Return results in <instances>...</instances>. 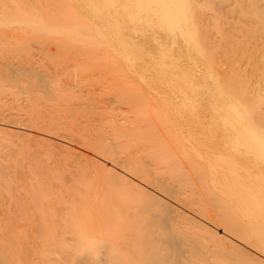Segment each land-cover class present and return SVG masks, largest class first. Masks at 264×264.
I'll return each instance as SVG.
<instances>
[{"label": "bare ground", "instance_id": "bare-ground-1", "mask_svg": "<svg viewBox=\"0 0 264 264\" xmlns=\"http://www.w3.org/2000/svg\"><path fill=\"white\" fill-rule=\"evenodd\" d=\"M250 2L240 10L254 9ZM30 4L0 0V28H8L0 29V42L17 43V30L29 25L40 36L27 37L67 75L69 88L61 84L63 90L86 92L80 98L68 90L72 100H63L61 81L56 85L64 94L37 83L43 96L55 100L43 111L46 119L44 113L37 118L34 108L33 118L53 125L76 118L68 129L67 123L61 127L67 134L60 137L29 118L54 137L50 153L67 179L61 175L53 184L45 178L44 187L34 179L23 190L0 181V264H264V77L253 89L244 70L232 75L234 56L224 61L230 74L209 66L213 48L204 44L209 33L197 27L192 0ZM260 27L264 32V23ZM100 97L119 105L113 106L117 112H95L92 104ZM60 140L76 148L64 142L59 149ZM186 187L201 192L207 204L199 205L196 193H184ZM192 203H198L194 215L201 220L185 210Z\"/></svg>", "mask_w": 264, "mask_h": 264}, {"label": "rangeland", "instance_id": "rangeland-1", "mask_svg": "<svg viewBox=\"0 0 264 264\" xmlns=\"http://www.w3.org/2000/svg\"><path fill=\"white\" fill-rule=\"evenodd\" d=\"M21 1H22V3L24 2L25 5H28V6L33 5V4H30V0H21ZM192 1H193V12L195 11L194 13H196L195 18L200 19L199 21H197L198 19L196 20L197 24H199V22H200V25H198L197 27H200V29L203 28V30H201V31H204L203 33H205V34L209 33L207 35L201 33L202 36L205 35L207 37V39H205V40L207 42L209 41L208 43H204V44L207 45L210 43L212 45V46L210 45L211 49L212 48L214 49V50L213 49L210 50L211 53H213L212 54L213 59L210 62H213V64L209 63V66L212 67L215 65V67L217 66L216 69H220V68L221 69L224 68L225 70L229 69L230 68L229 62L227 64L226 62L224 63V61H225V59L228 60L234 56L232 59L235 60V67H237V69L236 68L232 69L233 71H231V72L229 70H226V73H228V74L231 73L233 75V73H235V71H236L237 74L240 73L239 75H241L245 71V74H243L242 76H244L245 78H248L247 81L250 79V81H248V84L249 83H251L249 85L253 84V86H251V87H253V89H256L257 87L259 89L261 87V84H259V83H262L264 81V80L262 81V78H261V77H264V66H263L264 65V60H263L264 59V55H263L264 54V45H263L264 32H263L262 28L260 27L261 24L264 23V0H242V1L241 0H239V1L238 0H235V1L234 0H221L223 2H221L220 0H210V2H209V0L208 1L207 0H192ZM243 1L245 2V4L247 1L248 2L251 1L250 3L252 5V8H254V9L248 8L249 9L247 11L248 13L246 11L240 10V9H242L243 5H245ZM236 2H238V6H236L237 5ZM259 2H260V4H259ZM232 4H234V6ZM239 6H240V8H239ZM201 7H203V8H201ZM236 7H238V8H236ZM30 11H32V10H30ZM49 11H51V9ZM49 11L47 10L46 12H49ZM249 11H251L250 14H249ZM211 12H214V13L212 14ZM36 13L39 14V12H36ZM254 13H256L257 16ZM251 16L257 17V19H259L260 21L263 20V21H261L262 23L260 22L261 23L260 24L256 20V18H253V21L255 20V22L256 21L257 22L256 23L252 22ZM259 16L262 18L260 19ZM247 17H248V19H247ZM249 17H250V20H249ZM245 19H247V22ZM243 21H244V23H242ZM16 23L11 22V24H9V25L10 26L12 25V27H15ZM19 23L20 22H18L17 26L19 25ZM21 24H23V22L20 23V26H22V27L26 26V23H24L25 25L24 24L21 25ZM246 25H248V26H246ZM255 25H257V26H255ZM28 26H26V27H28ZM243 26H246V27L243 28ZM3 27H5V28H0V29H6L7 28L5 25H3ZM26 27L24 28V29H26L24 31L23 30H17L18 33H20V38L17 39V43H16V41L13 42V40H8V41L6 40V43L0 42V53H2V55L0 54V181L2 182V184L3 183L18 184L20 190H23L24 187H26L27 183H29V181H32L34 179L42 181L43 187L46 184V182L44 181L45 178H51L50 180L53 181V184L55 183V181L57 182V179H55V178H58V177L60 178L61 175H62L61 179H62V177H63V179H65V178L67 179V171H65L64 169L60 170V168L62 167L60 165L56 166V163L54 160V155H53V153L52 154L50 153L52 151V149L56 148L55 146H57V145L52 146L53 143L51 141L52 140L51 138H54V137H52L51 134H56V132L54 133V131H57L59 137L60 136H66L65 134H67V133H65V132H67V131L64 130L65 131L64 132V131H62V129L63 128L68 129L67 126H69L71 124L70 122L76 120V118H74V120L67 118V121L70 120L69 123L64 122L65 121L64 119H66V118L59 120V121H63L64 123L63 122L58 123L59 121L54 122V123H58L60 125H58V124L53 125V124H51V122H49V124H50L49 125L45 121H41L42 119H40V121L37 120V118L42 117L41 115L45 111L47 112V110L50 108V104L54 103V102L50 103V101L55 100V98H54L53 100L49 101V99L53 98V97H47L45 95L43 96L42 95V94H44V93H42L43 90L41 91V89L36 86L37 83L43 82V83H45L44 86L47 85L48 89L52 88L55 91H58V89H56L57 87L60 90V87L57 86L60 84V86H62L61 90L66 92L64 95L65 98H63V100H67L68 98H70L72 100V97H69L72 94L71 92L76 93L75 95H72L74 97L76 95H80V96L83 95V97H84L85 92H86L83 89V90H81L82 92H80L81 94H79V93L77 94V92H75V91H77V89L72 90L75 87H72L71 90H69V89L63 90V88L65 86H66V88H69V87H67V84H66V83H68L67 75H65V77L67 79L66 80L64 77V73L62 71L57 70L58 67H55V65L58 64L57 61H55L57 59H55L54 57L52 58L51 56L48 57L49 54L44 53L43 48H40L42 46H40L38 43L35 42L36 41L35 38H37V37H35L33 35L37 34L38 31H32L31 28H28L29 29L28 30ZM206 29L208 31H206ZM218 29L220 30L219 32H218ZM27 30L29 32H27ZM30 30L32 33L30 32ZM253 30H254V32H253ZM20 31H23L24 34ZM214 31H215V33H214ZM243 31H245V32H243ZM253 33L255 35H253ZM258 33H259V35H257ZM29 34H31V36L34 37L35 41L29 39V37H30ZM201 34H198V36H200ZM37 35L40 36L39 34H37ZM27 36H29V37H27ZM215 36H216V38H215ZM250 36H252V37H250ZM26 37L28 38V40L26 39ZM246 37H247V39H246ZM222 38L225 39V41ZM211 39H213V40H211ZM18 42H20V43H18ZM256 46H258V47H256ZM14 47H16L17 49ZM9 48L12 49V51ZM13 49H15V50H13ZM8 50H10V51H8ZM41 50H42V52H39ZM233 50L234 51L236 50L235 51L236 53ZM262 51H263V53H262ZM228 53H229V55H228ZM238 54H240V55L243 54V57L239 56ZM223 55L225 57H222ZM261 55H262V57H261ZM45 56H47L50 60H53L54 62L49 61V59H47ZM226 56H231V57L227 58ZM217 57H218V59H217ZM238 58H243V59L238 60ZM258 58H259L260 62H258L259 61ZM244 59H246V60H244ZM239 61H240V63H239ZM246 61L248 64H246ZM262 61H263V64L261 63ZM50 62H52L54 64H52ZM232 63H233V61H232ZM252 63H254V64H252ZM216 64H219V65H216ZM233 66H234V64H233ZM254 66H256V67H254ZM261 66H262V68H260ZM43 67H45L46 69H44ZM232 68H234V67H232ZM47 69L51 70V71L49 72V71H47ZM225 70H223V71H225ZM237 70H239V71H237ZM260 70L263 72H261ZM54 71H55V73H54ZM58 74H63V75H58ZM40 76H42V77H40ZM51 77H54L52 79H55V81L56 80L57 81L56 82L54 80L51 81ZM38 78L39 79L42 78V80L38 81L39 80ZM62 78H64L63 79L64 82H62ZM139 79L140 78H138V80ZM58 82H60V83L57 84ZM92 82L93 81H90L88 83H92ZM31 83L35 84V86L32 88V90L34 89L33 91L27 87ZM47 83H49V84L52 83L53 85L52 84L49 85ZM61 84H65V86L61 85ZM94 84H96V83H94ZM259 85H260V87H259ZM47 86L45 87V89L47 88ZM52 86H56V88L52 87ZM88 86H94V85L90 84ZM25 88L27 90L29 89L28 91H31V92L26 91ZM61 90H60V92H62ZM68 90L71 92H69ZM36 91H38V92H36ZM97 91H98V89L96 88L91 92L92 94L95 95L94 96L95 98L98 97V93H96ZM25 92H27V93H25ZM64 92H62V93L64 94ZM37 93H38V95L45 97V98H41V97L38 98V95H36ZM82 93H84V94H82ZM59 94L61 95V93H59ZM67 95H69V96H67ZM80 96H76V97H80ZM262 97H264V96H262ZM36 98L41 99V100H46L48 98L49 99L44 101L45 103H42V102L37 103V101H41V100H38ZM100 99H101V97L99 98L98 101L94 102L95 104H92V107H93L95 112H96V110L99 111L101 109L103 111H105V110L112 111L114 109V111L117 112L115 109L119 108V105H113V106H118V107L114 108L112 106V104L110 105L109 103L104 102L103 100H100ZM60 100H62V99H57L56 101L58 102L59 105H62L61 103H63V101H60ZM71 100H68V101L73 102ZM56 101H55V103H57ZM68 101H65V103H68ZM59 102H61V103H59ZM99 102L101 104L96 105V103H99ZM102 102L106 104V105L104 104L106 108H104V105L102 104ZM262 103L264 104V101ZM121 105H123V104H121ZM44 106H46V107H44ZM33 108L39 110L41 113L38 111H36V112H38L40 115H38L37 113L34 114L35 112H33V113L30 112L31 110H33ZM124 108L122 106V107H120L119 110L118 109L117 110L120 111ZM263 109H264V107H263ZM33 111H35V110H33ZM108 111L107 112L105 111V112L108 114ZM114 111H112V112H114ZM48 113L53 114L54 112L52 113L50 111ZM44 114L45 115L42 118H45V116H47V113H44ZM28 115H31V116H28ZM35 115H38L37 118L35 117L36 119L33 118ZM128 116H129V118L133 117L132 114H130V113L128 114ZM80 117L81 118H78L77 120L78 121L80 120V122L82 121L81 123L85 124V121L82 120V118L83 119H85V118L82 116H80ZM29 118L30 119L33 118L36 120V121L32 120L33 122L39 121V124L43 123V122L46 123V124H41V127H44L46 129V125H48L50 129L49 128H47V129L51 130V132H50L51 136L44 134L45 132H48L49 130L48 131H41L42 128H40L41 130L38 129L40 127V126L37 127L38 123L34 124L35 126H33V122H31V120H29ZM119 120H120V118H118V121ZM120 121H122V119ZM62 123H63V125H61ZM66 123L68 125H65ZM64 125L66 127H63ZM51 126H52V128H51ZM70 126H72V125H70ZM33 127H37V128H33ZM61 127H63V128H61ZM32 128H33V130H32ZM45 129H43V130H45ZM52 130H54V131H52ZM61 132L65 133V134H62ZM46 136H48L49 138H47ZM64 142H66V145H70V146L69 147L66 146ZM58 143H60L59 149L62 148L63 146H66L65 148H70V149L73 146L74 147L72 149L76 148L75 145L68 143L67 140H60ZM62 144H64V145H62ZM47 148H49V149H47ZM35 152H37L36 155H35ZM26 153H29V154H26ZM26 155H34V157L31 158V157H28ZM46 164H50V165L55 164V167L53 166L52 168H48L46 166ZM68 168H69V166H68ZM65 175H66V177H65ZM24 176H26L28 178V180L22 179ZM69 180H71V179H69ZM74 185L76 187H79V189H82V190H84L86 188L85 184H82L79 182H74ZM53 187H54V185H53ZM186 188L184 189V193L185 192L187 194L188 193H196L195 198L197 199L196 202L198 201V203H200L199 205L202 206V205L207 204V202L205 203V200H203L204 197L199 196L201 192H199V193L196 192L197 191L196 188L192 189V190H194V192H192V190L190 191L189 188H187V189ZM85 190H87V189H85ZM149 190H153V188H150ZM196 195H198V196H196ZM202 201L205 204L202 203ZM198 203H196V204L192 203V204H194L192 206V209H189V208L187 209V207L189 205L188 206L186 205L187 207L185 206V210H189L190 213H191V211L193 212L192 217L194 219L198 218L196 215H194V213H196L198 211L197 210L198 207H195L198 205ZM203 207H205V206H203ZM195 210H196V212H195ZM0 216H1V214H0ZM198 219L201 220L200 218H198ZM214 233H217V232H214ZM240 245H242V244H240ZM242 246H244V245H242ZM244 248H247V247L244 246ZM245 250L247 251V249H245ZM248 252H251V251L248 250ZM253 255H255V254H253Z\"/></svg>", "mask_w": 264, "mask_h": 264}]
</instances>
